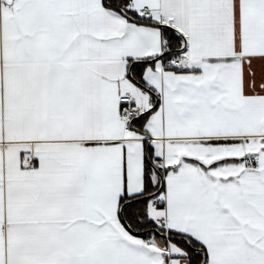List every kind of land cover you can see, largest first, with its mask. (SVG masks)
<instances>
[{"label": "snow or ice", "instance_id": "1", "mask_svg": "<svg viewBox=\"0 0 264 264\" xmlns=\"http://www.w3.org/2000/svg\"><path fill=\"white\" fill-rule=\"evenodd\" d=\"M0 264H264V0H0Z\"/></svg>", "mask_w": 264, "mask_h": 264}]
</instances>
